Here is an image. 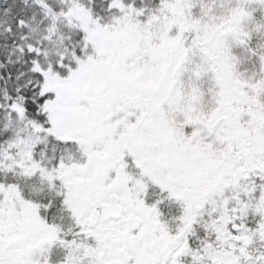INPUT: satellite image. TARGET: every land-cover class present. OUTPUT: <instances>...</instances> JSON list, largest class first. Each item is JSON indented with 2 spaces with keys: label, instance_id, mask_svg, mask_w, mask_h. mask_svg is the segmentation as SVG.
<instances>
[{
  "label": "snow or ice",
  "instance_id": "obj_1",
  "mask_svg": "<svg viewBox=\"0 0 264 264\" xmlns=\"http://www.w3.org/2000/svg\"><path fill=\"white\" fill-rule=\"evenodd\" d=\"M0 264H264V0H0Z\"/></svg>",
  "mask_w": 264,
  "mask_h": 264
}]
</instances>
